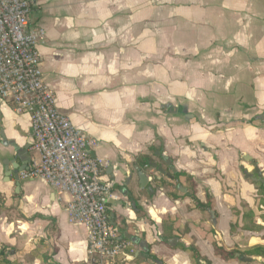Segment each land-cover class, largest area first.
I'll use <instances>...</instances> for the list:
<instances>
[{
  "label": "crops",
  "instance_id": "crops-1",
  "mask_svg": "<svg viewBox=\"0 0 264 264\" xmlns=\"http://www.w3.org/2000/svg\"><path fill=\"white\" fill-rule=\"evenodd\" d=\"M28 26L45 31L57 110L97 141L106 215L133 243L116 264H263L213 242L264 244L241 210L259 215L248 174L264 179V0H35ZM32 143L30 116L0 99V264H87L70 194L15 177Z\"/></svg>",
  "mask_w": 264,
  "mask_h": 264
},
{
  "label": "built area",
  "instance_id": "built-area-1",
  "mask_svg": "<svg viewBox=\"0 0 264 264\" xmlns=\"http://www.w3.org/2000/svg\"><path fill=\"white\" fill-rule=\"evenodd\" d=\"M35 0H0V99L10 101L17 113L30 116L33 154L22 179L40 178L58 193H69L70 223L87 231V264H116L117 256L133 243L108 217L101 183L100 160L91 154L97 141L59 112L55 94L44 80L37 46L44 44L41 27H29Z\"/></svg>",
  "mask_w": 264,
  "mask_h": 264
},
{
  "label": "trees",
  "instance_id": "trees-1",
  "mask_svg": "<svg viewBox=\"0 0 264 264\" xmlns=\"http://www.w3.org/2000/svg\"><path fill=\"white\" fill-rule=\"evenodd\" d=\"M257 189V195L259 196L258 209L259 215H255L253 211L244 203L241 204L242 210V228L248 231H259L264 228V183L257 181L254 183ZM235 214H239L240 211L233 209ZM237 223L231 224V231H235ZM215 253L224 258L225 260H232L236 253H238V258L252 256L255 260L256 257H261L264 264V244H254L246 245L243 248L233 247L226 248L218 241H214ZM2 252L0 251V254ZM208 264V263H207ZM241 264H247L244 261Z\"/></svg>",
  "mask_w": 264,
  "mask_h": 264
},
{
  "label": "water",
  "instance_id": "water-1",
  "mask_svg": "<svg viewBox=\"0 0 264 264\" xmlns=\"http://www.w3.org/2000/svg\"><path fill=\"white\" fill-rule=\"evenodd\" d=\"M27 148H28V146H26V147H24L22 149H19L18 147L15 148V151H16L17 155L23 156L24 157L23 159H25L24 160V165H22V167L20 166V167L14 168L15 172H16L15 173L16 179H19V175L18 174L26 168L27 163L29 162V155H28V152H27ZM12 162L13 161L11 160V163ZM151 165L153 167L157 168V166L155 164H151ZM158 171L160 173L164 174V171H162L159 168H158ZM256 173H257V177H254L251 174H248V176L251 178L252 181H255V182L260 181V182L264 183V179L261 177V173L258 170H256ZM139 179H140L141 187H144V185L146 184V178L144 177V175L142 173H139ZM18 184H19V182H18ZM126 195H128V194L126 193ZM207 211L209 212L211 222L215 225L216 220H215V214H214L213 210L208 208ZM123 236L125 238H127V239H130V236L125 234V233H123ZM245 261L249 262L250 258H245ZM201 264H206V263H201Z\"/></svg>",
  "mask_w": 264,
  "mask_h": 264
}]
</instances>
